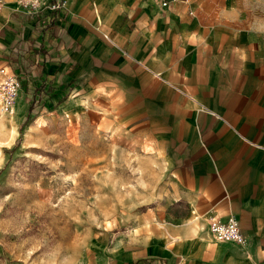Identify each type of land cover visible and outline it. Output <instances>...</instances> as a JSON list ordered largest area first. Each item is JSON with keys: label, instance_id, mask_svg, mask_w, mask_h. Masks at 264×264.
I'll return each mask as SVG.
<instances>
[{"label": "crops", "instance_id": "obj_1", "mask_svg": "<svg viewBox=\"0 0 264 264\" xmlns=\"http://www.w3.org/2000/svg\"><path fill=\"white\" fill-rule=\"evenodd\" d=\"M0 59L62 103L78 96L136 121L162 151L167 204L187 222L143 264H264L263 23L190 0H65L37 14L0 0ZM215 215L236 217L242 240H214Z\"/></svg>", "mask_w": 264, "mask_h": 264}, {"label": "rangeland", "instance_id": "obj_2", "mask_svg": "<svg viewBox=\"0 0 264 264\" xmlns=\"http://www.w3.org/2000/svg\"><path fill=\"white\" fill-rule=\"evenodd\" d=\"M190 4L264 24V0ZM15 74L14 111L0 110V264L159 261L151 253L165 254L159 242L172 244L170 231L187 222L182 204H167L162 151L108 106L62 103L38 76Z\"/></svg>", "mask_w": 264, "mask_h": 264}, {"label": "built area", "instance_id": "obj_3", "mask_svg": "<svg viewBox=\"0 0 264 264\" xmlns=\"http://www.w3.org/2000/svg\"><path fill=\"white\" fill-rule=\"evenodd\" d=\"M161 8H165L175 0H156ZM23 12L37 14L43 6H47L50 12L56 13L65 7V0H18ZM0 110L12 114L14 111V100L19 88V81L13 71L0 67ZM211 232L217 241L231 239L242 240V232L238 219L233 215L219 218L217 215L209 220Z\"/></svg>", "mask_w": 264, "mask_h": 264}, {"label": "trees", "instance_id": "obj_4", "mask_svg": "<svg viewBox=\"0 0 264 264\" xmlns=\"http://www.w3.org/2000/svg\"><path fill=\"white\" fill-rule=\"evenodd\" d=\"M31 106H32V105L30 104V105H29V110H28V112H30V110L33 108V107H31ZM145 261H147V260H144V259H143V260L139 261L138 264H143Z\"/></svg>", "mask_w": 264, "mask_h": 264}]
</instances>
